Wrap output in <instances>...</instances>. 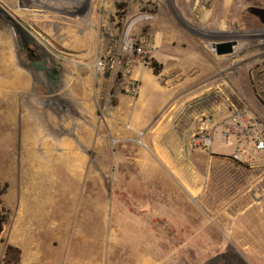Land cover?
Masks as SVG:
<instances>
[{
  "label": "rangeland",
  "instance_id": "374dc122",
  "mask_svg": "<svg viewBox=\"0 0 264 264\" xmlns=\"http://www.w3.org/2000/svg\"><path fill=\"white\" fill-rule=\"evenodd\" d=\"M250 7L264 9V0H0V25L14 28L24 45L17 62L32 70L37 87L32 120L49 122L31 135L47 133L46 153L18 144L7 153L0 143V201L8 214L0 242L23 239L31 253L63 241L81 264H264V165L236 163L220 155L226 148L203 150L195 141L222 133L236 112L264 125V25ZM55 8L70 22L64 30L47 21ZM137 18L131 34L146 46L130 77L139 100L155 99L149 81L201 82L189 90L192 97L203 92V117L188 121L190 154L170 147L169 128L134 131L129 116L139 94H127L118 76L94 71L120 54ZM51 26L53 34L45 30ZM226 42L236 44L233 53L218 56L215 45ZM8 65L0 54L2 74ZM45 86L54 94L50 113L40 96ZM1 107L17 118L16 106ZM184 161L195 167L183 168ZM24 222L33 228L25 239L12 232ZM20 253L12 248L5 261Z\"/></svg>",
  "mask_w": 264,
  "mask_h": 264
},
{
  "label": "crops",
  "instance_id": "0c3cea01",
  "mask_svg": "<svg viewBox=\"0 0 264 264\" xmlns=\"http://www.w3.org/2000/svg\"><path fill=\"white\" fill-rule=\"evenodd\" d=\"M46 16L47 21H50L51 24L54 23L52 26L62 25L63 30L65 22L70 23L65 18L62 9L55 8ZM2 24L3 26L0 25V47L2 49L0 54L2 57L6 58V61L9 65L3 74L0 72V81H2L0 82V143H2L3 146L6 145L5 149H2L1 151L7 153L15 152L16 149L14 147L16 144H18L19 147L17 150L19 151L33 153L31 150L38 147L42 152L46 153L49 151L47 133H37V138H31V135L33 134L32 130L36 129L37 123H34L32 120L30 108L33 103H36V97L38 94L36 91L37 87L32 80V70L28 67L26 69L22 68L17 62L20 59L19 53H21V49H24V45L17 43V34L14 28H12V25H8L6 23ZM52 26L50 28H44L53 34L54 31L51 32ZM52 37V40L59 42L61 45L64 44L65 39L62 37L58 38L55 35ZM76 41V45H78L77 43H79V39H76ZM74 45L75 44H73V46ZM45 50L47 49L45 48ZM73 71L74 69L72 72ZM59 73L61 76H63V70L55 72V75ZM146 81L148 82L149 80ZM149 83L151 86L149 90L152 91L151 93H153V95H155V99H151V101L139 100L141 94V91H139V95L135 99L134 107L129 116L131 125L134 124V126H136L134 131L142 130L146 132L147 129L151 127L152 130L150 131L158 130L160 132L161 130L159 129L169 128L173 130V132L168 135V144L170 147L173 146L178 153L190 154L192 152L189 148V135L191 130H187V128H190L189 125H191V123L189 124L188 121H195L197 118L203 117V92L198 93V95L194 94L196 96L192 97L191 94H189V90L193 86L201 84V82L192 83L186 80H178L168 82L169 85L165 87L154 81H149ZM57 90L59 91V94H63L64 88L61 86ZM52 92L53 91L49 86H45V90L40 92V96L42 95V97L45 99L43 107L49 113L50 106L53 107L55 105L50 99L53 98L54 95ZM74 93L77 92H73V94ZM139 101L140 103H138ZM1 104H4L6 107L8 106V110L9 107L11 109V106H16L18 110L17 118L10 116L9 119L8 116L4 115ZM139 104H141L142 109L146 111V114L143 112V110L141 111L140 108H138ZM29 119H31L33 122L32 127H28L26 124V121ZM43 124H39V129L41 130L43 127H45V130L48 129L49 122L47 119H45ZM14 127L18 128L19 130L15 133V135L11 132V129H14ZM3 129L5 131H3ZM9 129L10 133L8 132ZM131 129L133 130V128ZM28 131L30 132L29 135L27 134ZM214 135V137H218L220 142H215L214 144V138L212 150H223L224 147L228 151L226 154L222 153L220 155H232L234 151V140L230 138L228 141H224L221 137V132L218 129L215 130ZM68 147H70V145H68ZM72 149L73 146L69 148L70 151H72ZM212 152L216 153V151ZM194 167L195 164L193 161L183 162V168L190 169ZM58 222L55 225L52 223V225L55 227V231L58 228ZM37 223L39 225V221H37ZM29 224L27 225L24 222L21 223L20 226H13L12 232L15 234L17 233L18 237L20 236L21 238L25 239L33 230L32 226ZM5 231L6 225L0 238L4 236ZM57 233L58 232H55V237L57 236ZM23 241L24 240L22 239L21 243H19L13 241L9 237L6 242H0V264H81L79 252L76 250L75 252L78 253H72V247L74 246H72L69 250V248L64 247L63 241L56 245L51 242V247L48 244V249L50 252H48L46 248L45 252H39V245H41L39 244V247L34 252L31 251V253H29V250L24 246V243L29 244L30 242ZM8 247L20 250V258L16 262L10 260L5 262L6 250ZM58 251L62 252L59 254Z\"/></svg>",
  "mask_w": 264,
  "mask_h": 264
},
{
  "label": "built area",
  "instance_id": "2783aa9c",
  "mask_svg": "<svg viewBox=\"0 0 264 264\" xmlns=\"http://www.w3.org/2000/svg\"><path fill=\"white\" fill-rule=\"evenodd\" d=\"M134 25L136 23L132 21L123 34L120 54L98 61L94 67L95 73L109 72L118 76L124 81L127 94L133 97L139 94L140 85L130 77V72L134 67V58L142 57L146 46L145 42H136L132 37L131 30ZM221 136L225 141L230 138L234 140V151L231 155L234 162L248 166L264 165V125L236 112L224 124ZM213 139V134L203 133L195 141L203 150H209Z\"/></svg>",
  "mask_w": 264,
  "mask_h": 264
},
{
  "label": "water",
  "instance_id": "95a60500",
  "mask_svg": "<svg viewBox=\"0 0 264 264\" xmlns=\"http://www.w3.org/2000/svg\"><path fill=\"white\" fill-rule=\"evenodd\" d=\"M248 13L254 17H257L259 21L264 25V9H259L255 7H250ZM234 42H226L215 45L216 54L218 56H226L233 53V48L235 47Z\"/></svg>",
  "mask_w": 264,
  "mask_h": 264
},
{
  "label": "trees",
  "instance_id": "16d2710c",
  "mask_svg": "<svg viewBox=\"0 0 264 264\" xmlns=\"http://www.w3.org/2000/svg\"><path fill=\"white\" fill-rule=\"evenodd\" d=\"M155 75H158V71H154ZM8 221V214L5 212V210L2 207V203L0 201V236L2 235L5 225L7 224ZM12 251V248L8 247L6 250V256H7V252ZM14 251V250H13ZM8 262V261H5Z\"/></svg>",
  "mask_w": 264,
  "mask_h": 264
},
{
  "label": "bare ground",
  "instance_id": "6f19581e",
  "mask_svg": "<svg viewBox=\"0 0 264 264\" xmlns=\"http://www.w3.org/2000/svg\"><path fill=\"white\" fill-rule=\"evenodd\" d=\"M227 2H229V1H227ZM226 2V3H227ZM61 4H70V0H61ZM65 8V7H64ZM204 18H205V20H208L209 18H211L210 17V12L208 13H205L204 14ZM136 20H138V21H135V23H138L139 21H140V18H137ZM152 22L154 21V19L153 20H151ZM203 22H204V20H203ZM36 162V161H35ZM39 162V161H38ZM45 165V164H44ZM53 170H55V169H53ZM53 172V171H52Z\"/></svg>",
  "mask_w": 264,
  "mask_h": 264
}]
</instances>
